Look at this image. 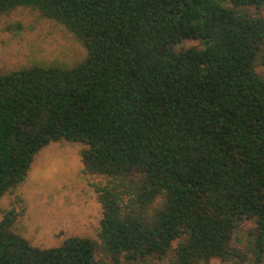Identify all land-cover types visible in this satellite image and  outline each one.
<instances>
[{
    "label": "trees",
    "instance_id": "1",
    "mask_svg": "<svg viewBox=\"0 0 264 264\" xmlns=\"http://www.w3.org/2000/svg\"><path fill=\"white\" fill-rule=\"evenodd\" d=\"M264 0H0L63 26L86 49L71 67L0 72V198L50 142L78 143L112 262L174 252V264L264 256ZM4 29L19 33L20 22ZM199 45L182 47L185 41ZM0 220V264H97L95 241L40 248Z\"/></svg>",
    "mask_w": 264,
    "mask_h": 264
},
{
    "label": "rangeland",
    "instance_id": "2",
    "mask_svg": "<svg viewBox=\"0 0 264 264\" xmlns=\"http://www.w3.org/2000/svg\"><path fill=\"white\" fill-rule=\"evenodd\" d=\"M262 12L264 6L250 8ZM20 22L23 29L16 33L4 29L9 22ZM199 45L185 41L182 47ZM264 48V47H263ZM264 53V50H263ZM86 56V49L62 24L41 17L36 10L18 7L0 18V72L29 65L71 67ZM264 75V64H257ZM78 143L66 140L50 142L34 156L24 181L0 198V220L4 211L16 213L11 230L27 239L31 245L49 248L60 245L72 236L95 241L97 264H174V252L165 256H147L131 263L123 256L112 262L99 239L101 208L92 183L100 177L82 173ZM254 222L242 220L232 232L231 247L238 255L226 259L217 257L198 264H250ZM259 264H264V256Z\"/></svg>",
    "mask_w": 264,
    "mask_h": 264
}]
</instances>
